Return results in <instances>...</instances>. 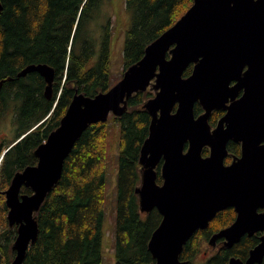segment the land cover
Instances as JSON below:
<instances>
[{"label":"water","instance_id":"obj_1","mask_svg":"<svg viewBox=\"0 0 264 264\" xmlns=\"http://www.w3.org/2000/svg\"><path fill=\"white\" fill-rule=\"evenodd\" d=\"M190 64L191 74L183 77ZM30 73L43 78L44 96L51 99L54 70L45 64L28 65L17 77ZM148 88L154 96L143 105L150 124L140 149L135 194L140 212L156 209L162 217L148 242L152 264H183L179 257L190 238L228 208L235 220L213 234L207 245L216 248L222 240L230 249L245 235L259 232L248 257H231L228 264L262 263L264 0H193L108 91L94 97L75 92L59 126L34 151L37 162L15 173L3 193L8 225L16 227L11 264H23L35 242L36 213L60 180L65 159L82 133L91 124L106 123L110 115L120 117L127 100ZM196 103L203 110L197 117ZM218 109L225 114L212 129L209 118ZM230 141L240 144V156L226 165ZM159 163L161 184L156 182ZM22 187L31 194H21Z\"/></svg>","mask_w":264,"mask_h":264},{"label":"trees","instance_id":"obj_2","mask_svg":"<svg viewBox=\"0 0 264 264\" xmlns=\"http://www.w3.org/2000/svg\"><path fill=\"white\" fill-rule=\"evenodd\" d=\"M108 1L0 0V122L12 109L9 114L12 113L15 131L11 140L0 144V264H11L14 257L11 245L16 227L8 225L3 195L13 176L37 162L34 151L59 126L75 92L94 97L114 85L109 86L110 20L100 40L89 32L90 23L99 19L100 10ZM192 3L193 0H125L128 22L123 31L124 70L138 62L145 48ZM119 27L120 21L115 20L113 29L119 31ZM38 64L55 72L49 100L44 96L45 82L38 73L17 77L28 65ZM192 67L190 64L184 70L183 77L191 74ZM153 96L149 88L133 94L127 100V110L120 117H112L120 124L114 264L154 263L147 245L162 217L156 209L140 212L135 194L140 184V149L150 124L143 105ZM194 113H202L198 103ZM108 120L89 125L65 159L60 180L36 213L38 236L23 264H102ZM209 123H216L215 113ZM227 149L235 153L239 147L229 142ZM202 154L208 155V150ZM160 166L161 163L156 168L157 184L162 183ZM20 193L30 195L31 190L22 187ZM234 220L232 208L218 212L207 228L190 238L179 260L194 264L203 244ZM260 236L245 235L230 249L218 240L215 252L207 255L206 264H228L231 257L245 260Z\"/></svg>","mask_w":264,"mask_h":264},{"label":"rangeland","instance_id":"obj_3","mask_svg":"<svg viewBox=\"0 0 264 264\" xmlns=\"http://www.w3.org/2000/svg\"><path fill=\"white\" fill-rule=\"evenodd\" d=\"M108 10H107V8ZM127 13L125 11V0H109L100 10V17L97 21L90 23L89 32L94 39L100 40V34L105 30L108 20L111 32L110 45V65H109V86L118 82L124 70V41L123 31L127 26ZM115 20L120 21V30H114ZM107 30V28H106ZM97 54L94 59H96ZM8 114L0 122V144H6L15 134L12 126V117ZM113 116L108 120V140H107V166L104 191V217L101 226V253L102 264H114L115 248V224L116 205L118 200V144H119V122L113 121ZM215 248L210 249L207 244H203L200 253L194 260V264H206L208 254L214 253Z\"/></svg>","mask_w":264,"mask_h":264},{"label":"flooded vegetation","instance_id":"obj_4","mask_svg":"<svg viewBox=\"0 0 264 264\" xmlns=\"http://www.w3.org/2000/svg\"><path fill=\"white\" fill-rule=\"evenodd\" d=\"M111 1V0H110ZM125 71V70H124ZM123 71V72H124ZM123 72H122V75H123ZM122 75H121V77H122ZM121 79V78H120ZM241 94H242V92H240V94L237 96V98L236 99H238L240 96H241ZM227 105H229V103H227ZM201 107V106H200ZM202 109V108H201ZM202 113H203V110H202ZM202 113H200V114H197V115H195L196 117L197 116H199V115H201ZM214 113L216 114V123L214 124V125H211L210 123V126H211V128L213 129L216 125H217V123H218V121L220 120V118L225 114V110L224 109H218V110H214L212 113H211V115H210V118H211V116H213L214 115ZM195 114V113H194ZM210 118H209V120H210ZM230 142H232V141H230ZM232 143H234V142H232ZM234 144H236V145H238V147H239V149H238V151H236L235 153H232V152H230L228 149H227V151H228V155H227V157L225 158V160H224V163L226 164V165H228V164H230L231 162H232V160H233V158L234 157H239L240 156V144L239 143H234ZM227 147H228V145H227ZM228 159V160H227ZM159 165H160V163H159ZM256 234H259V235H261L262 233H256ZM256 234H254V235H256ZM253 235V236H254ZM222 241V240H221ZM218 242V241H217ZM223 243V242H222ZM217 245V244H216Z\"/></svg>","mask_w":264,"mask_h":264},{"label":"bare ground","instance_id":"obj_5","mask_svg":"<svg viewBox=\"0 0 264 264\" xmlns=\"http://www.w3.org/2000/svg\"><path fill=\"white\" fill-rule=\"evenodd\" d=\"M90 19V18H89ZM73 44V43H72ZM8 79V78H7ZM10 80V79H9ZM139 183V182H138ZM104 205V204H103ZM148 246V245H147Z\"/></svg>","mask_w":264,"mask_h":264}]
</instances>
